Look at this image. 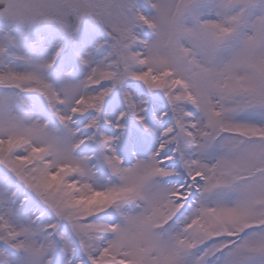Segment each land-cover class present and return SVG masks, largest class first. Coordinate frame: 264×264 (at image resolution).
<instances>
[{"label":"snow or ice","instance_id":"obj_1","mask_svg":"<svg viewBox=\"0 0 264 264\" xmlns=\"http://www.w3.org/2000/svg\"><path fill=\"white\" fill-rule=\"evenodd\" d=\"M0 264H264V0H0Z\"/></svg>","mask_w":264,"mask_h":264}]
</instances>
